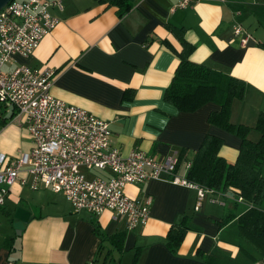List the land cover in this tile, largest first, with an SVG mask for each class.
Segmentation results:
<instances>
[{"label":"crops","instance_id":"crops-1","mask_svg":"<svg viewBox=\"0 0 264 264\" xmlns=\"http://www.w3.org/2000/svg\"><path fill=\"white\" fill-rule=\"evenodd\" d=\"M177 1L134 0L119 17L115 6L98 0H61V8H50L59 20L57 26L28 59H14L30 67L53 69L50 93L108 121L112 144L122 155L138 149L162 160L186 150V160L175 172L182 178L205 135L222 139L219 154L228 163L236 158L240 140L207 122L217 104L208 102L183 112L163 101V91L178 64L164 43L180 50L167 25L184 28L185 39L194 45L193 62L245 82L242 99L231 103L230 122L252 128L264 112V50L257 46L264 38V0L200 1L173 9ZM234 22L249 35L244 45L232 34ZM125 91L129 97H124ZM11 114L10 109L3 117ZM248 138L255 141L259 134L252 128ZM30 147L24 118L14 117L1 126L0 153L12 159ZM124 193L150 198L145 225L127 230L125 219L109 210L97 216L85 210L74 212L61 192L14 183L1 208L12 231L0 233V264H87L91 260L131 264L135 250L139 252L135 264H259V253L238 232L236 217L244 203L235 194L209 193L195 209V191L164 174L127 184ZM183 215L189 217L190 229L173 254L165 235ZM226 216L229 219L224 221ZM17 218L25 220L18 234L12 226ZM118 232H124L121 251L106 240ZM7 237L14 238L12 249L5 242ZM196 250L205 259L197 258Z\"/></svg>","mask_w":264,"mask_h":264},{"label":"built area","instance_id":"built-area-1","mask_svg":"<svg viewBox=\"0 0 264 264\" xmlns=\"http://www.w3.org/2000/svg\"><path fill=\"white\" fill-rule=\"evenodd\" d=\"M200 1L228 2L178 0L173 9ZM60 4L61 0H11L0 9V111L3 116L11 109L14 113L11 119L24 118L31 139L30 149L15 158L0 153V214L14 183L28 185L32 190L61 192L74 212L85 210L97 216L109 210L125 219L127 230L146 224L151 203L149 197L126 195L127 184L167 175L170 181L195 191V209L209 193L225 196L185 177H177V153L162 160L138 149L122 155L112 144L108 121L50 93L53 69L16 63L14 56L28 59L41 39L57 26L59 20L50 8H61ZM231 28L240 44H246L249 35L242 25L234 22ZM8 65L12 66L8 68ZM211 200L216 202V198ZM237 201L242 199L238 197ZM87 264L96 263L91 260Z\"/></svg>","mask_w":264,"mask_h":264},{"label":"trees","instance_id":"trees-1","mask_svg":"<svg viewBox=\"0 0 264 264\" xmlns=\"http://www.w3.org/2000/svg\"><path fill=\"white\" fill-rule=\"evenodd\" d=\"M98 1L115 6L117 16L121 17L131 9L134 0ZM167 29L179 42L180 50L176 51L169 43L163 42L178 59L172 77L163 91V101L183 112L194 111L208 102L217 104L218 109L208 113L207 122L236 135L240 140L236 158L228 163L219 154L222 139L211 134L205 135L188 160L184 177L225 196L231 192L242 199L244 207L236 217L238 232L259 253V264H264V112L259 113L252 127L259 134V138L252 141L248 138L251 127L230 122L231 103L234 99H242L245 82L204 64L193 62L190 56L194 51V45L185 39L184 28L167 25ZM257 46L264 50V38ZM128 93L125 91L124 97H129ZM1 114L2 111L1 126L14 116L13 113L5 118ZM185 154L184 149L177 154L175 172L186 160ZM188 218L187 215H183L167 230L165 244L173 254L177 252L185 233L190 229ZM227 219L228 216L223 218L224 221ZM95 232L101 234L97 229ZM13 239L6 238L8 248H13ZM123 239L124 232L106 237L117 251L122 250ZM138 253V250H135L131 264L136 263ZM194 254L197 258L205 259V254L200 250H196Z\"/></svg>","mask_w":264,"mask_h":264},{"label":"water","instance_id":"water-1","mask_svg":"<svg viewBox=\"0 0 264 264\" xmlns=\"http://www.w3.org/2000/svg\"><path fill=\"white\" fill-rule=\"evenodd\" d=\"M11 0H0V9L3 8L8 2H10ZM231 194V192H230ZM14 216L16 217V213L14 214ZM25 222V220H23L22 218H17V222H14L12 224L16 234H18L21 230V228L23 227V223Z\"/></svg>","mask_w":264,"mask_h":264},{"label":"rangeland","instance_id":"rangeland-1","mask_svg":"<svg viewBox=\"0 0 264 264\" xmlns=\"http://www.w3.org/2000/svg\"><path fill=\"white\" fill-rule=\"evenodd\" d=\"M6 214L0 215V233H9L12 231V227L9 225V220Z\"/></svg>","mask_w":264,"mask_h":264}]
</instances>
